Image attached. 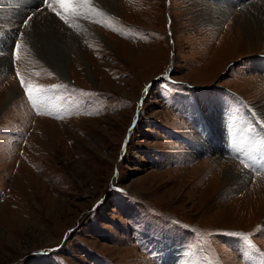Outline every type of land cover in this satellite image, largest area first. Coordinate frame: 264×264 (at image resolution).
Masks as SVG:
<instances>
[{
    "label": "rangeland",
    "instance_id": "obj_1",
    "mask_svg": "<svg viewBox=\"0 0 264 264\" xmlns=\"http://www.w3.org/2000/svg\"><path fill=\"white\" fill-rule=\"evenodd\" d=\"M114 1L47 0L1 36L0 264H161L172 251L175 264H262L264 174L222 155L218 117L228 101L264 127V37L246 39L237 14L203 17L212 0ZM56 26L73 36L68 58L48 40ZM23 32H41L43 55ZM230 166L251 179L225 182Z\"/></svg>",
    "mask_w": 264,
    "mask_h": 264
},
{
    "label": "bare ground",
    "instance_id": "obj_2",
    "mask_svg": "<svg viewBox=\"0 0 264 264\" xmlns=\"http://www.w3.org/2000/svg\"><path fill=\"white\" fill-rule=\"evenodd\" d=\"M14 1L27 2L26 3L27 4V8L30 7V9H29L30 13L25 14V16L22 19H18L16 22L13 21V17L16 16V13L11 10V3L14 2ZM212 1L216 2V5L212 6L211 3H209L210 8L202 9L205 12V15L203 17L211 18L212 19L211 22H215L213 17H216L218 19H222L223 18V14H227V13L237 14L235 17L233 16V18H231V21H232L234 27L238 26L239 29L241 28L243 30L246 39L257 40L258 38L260 39V38L264 37V0H259V5L263 6V8H261L263 10V12L260 13L255 18H250V19H247V20H242L241 19L242 15H238V11L235 8V6L239 2H241L242 0H212ZM37 2H38V5H36ZM79 2H81L82 5L84 4L83 0H78V4H79ZM95 3H97L96 6L92 5L91 3L88 4V5H92L90 8H93L92 10L94 12L97 11L96 7L102 8L103 10L111 11L112 8H116L118 6L117 5L118 2H115L114 0H95ZM23 4L25 5V3H23ZM86 4L87 3H85V5ZM39 7H41V1L40 0H0V17H1L0 18V40H4V41L7 40L6 37L3 38L1 36L5 35L7 33L8 34H12L13 31H8V29H13L16 26L20 27V25L22 26V24H21L22 20L27 15L35 13V11L37 10L36 8H39ZM9 13L14 14V16L12 15L13 17H11V19H7L5 17L6 15H9ZM17 13L23 14L20 11H18ZM39 13L42 14L43 11L39 12ZM42 15L44 17H46L47 19L53 21L54 23L56 22L53 19H51V17H48L47 14H42ZM2 18H3L4 21H10V24H11L10 27L9 26H8V28L3 27V21L1 20ZM215 23H217V22H215ZM67 26L68 27L66 28L67 29L66 31H68L69 33L71 31H73V30L69 29V23H68ZM36 33H38V34H36ZM36 33L30 34V32H27V33L23 32V37H24L23 40H25L27 45L32 47L34 49V51L39 52L38 54L43 55V53H40L39 47L37 46L38 39L41 37L39 35V34H41V32H36ZM50 33L48 34V36L49 35H54L55 38H54V36H49L51 38H49L48 40L50 42H52V44L54 46H55V44H54L55 41L56 42H60V44H61L60 45V52H62L68 58L69 57V53L72 52V50L69 47V45H70V43H69L70 41L69 40H71L72 39L71 37H73V36H71L70 34H67V32H66V35L63 32H58L57 26L53 30V33H52V31ZM76 34H77V32H76ZM53 39H55L54 42H53ZM55 49H57L56 46H55ZM54 63L56 65H59L60 69L63 70L64 64H63L62 60L55 61ZM9 92H11V91H9ZM258 107H259L258 108L259 112L264 114V104H261ZM251 134L254 136V131L251 132ZM246 178H250L251 179V177L248 175L246 170H243V171L242 170H236L235 171V170H233V166H230L228 170L224 171V179L223 180H225V182H227L229 184L233 183L235 179H246ZM254 180H255V178H254ZM253 183H254V181L251 182V185L247 188L248 189L247 191H249L250 189L252 190V188H253L252 186L254 185ZM206 190H208V188L207 189L205 188L203 190V192L204 191L206 192ZM256 192L257 191H254V190L251 191V194H252V197H251V199H252L251 208H252V206L254 204H256V206H257V203H259V201H257L258 198L255 200L254 196H253L254 193H256ZM253 200H255V201H253ZM252 211H253V209H252Z\"/></svg>",
    "mask_w": 264,
    "mask_h": 264
},
{
    "label": "snow or ice",
    "instance_id": "obj_3",
    "mask_svg": "<svg viewBox=\"0 0 264 264\" xmlns=\"http://www.w3.org/2000/svg\"><path fill=\"white\" fill-rule=\"evenodd\" d=\"M58 2L61 4V6L62 7H65V8H67V7H69V3H68V0H58ZM57 15H59V13H57ZM60 19H64V17L63 16H61L60 17Z\"/></svg>",
    "mask_w": 264,
    "mask_h": 264
}]
</instances>
